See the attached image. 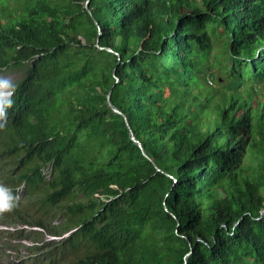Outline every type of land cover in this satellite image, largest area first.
Instances as JSON below:
<instances>
[{
    "label": "trees",
    "instance_id": "trees-1",
    "mask_svg": "<svg viewBox=\"0 0 264 264\" xmlns=\"http://www.w3.org/2000/svg\"><path fill=\"white\" fill-rule=\"evenodd\" d=\"M2 1L0 67H26L0 144L52 204L83 192L39 220L79 226L78 264H264V0Z\"/></svg>",
    "mask_w": 264,
    "mask_h": 264
},
{
    "label": "rangeland",
    "instance_id": "rangeland-1",
    "mask_svg": "<svg viewBox=\"0 0 264 264\" xmlns=\"http://www.w3.org/2000/svg\"><path fill=\"white\" fill-rule=\"evenodd\" d=\"M2 3L5 5L6 0H3ZM1 7L2 4L0 3ZM25 64L12 69L6 68V66L0 67V77L8 78L16 84L23 75ZM214 68L219 70L218 66ZM211 82L214 86H217L215 81ZM4 147L0 144V182L7 181L15 186L12 189L17 190L16 195L22 201L20 208L17 210L20 216L19 219H12L11 223L7 225L23 230L19 231L17 236H12L0 243V264H76L80 258H83L92 249L86 238L81 236L68 238L72 235H70L71 232H66L61 236L49 237L47 233L50 232L47 229L44 231L35 224L40 220L50 229L59 230L73 220L79 219L82 213L85 212L81 210L80 213H72L69 211V206L74 202L84 201L83 192H77L75 196H69L56 205L50 204L46 201L49 192L46 186L32 191L28 189L27 184L23 181L19 185L17 184L16 178L19 179L22 174L29 172L34 163H18L19 158L14 160L13 154L3 151ZM51 169V165L41 167L42 174L47 180L52 179ZM95 196L103 198L106 202L113 198L105 197L104 192L101 190L96 192ZM10 217L12 215L4 220ZM29 220H32V223ZM78 228L79 226L75 227V229ZM15 237L23 240L15 243Z\"/></svg>",
    "mask_w": 264,
    "mask_h": 264
},
{
    "label": "clouds",
    "instance_id": "clouds-1",
    "mask_svg": "<svg viewBox=\"0 0 264 264\" xmlns=\"http://www.w3.org/2000/svg\"><path fill=\"white\" fill-rule=\"evenodd\" d=\"M16 87H17V85L15 83H13L12 80H10L8 78L0 77V120H3L4 123H7L10 121V117H9V115H7V111L14 104V100L12 97H13V94L16 90ZM2 126L3 125H0V127H2ZM2 146H4V145H2ZM16 180H17L18 185L22 181L25 182L27 184L28 189H30L32 191L36 190L39 186H41V185L35 186L27 179H23L22 181H19V179L16 178ZM12 187H15V186H12L7 181L0 182V243L3 242L4 240L10 239L12 236H17V233L19 231L23 230V229H18L17 227L7 225V224L11 223L12 219H19L20 216L17 213V210L20 208V206L22 204V201H20V197L18 195H16L17 190L15 188L12 189ZM46 201L49 202L50 204H52L51 198L49 197L48 194L46 196ZM10 215H12V217L4 220L5 218H8V216H10ZM29 221L32 223V220H29ZM35 226H37L38 228H41L44 231H46V229H47L45 227V225L43 223H41L40 221H38L37 224H35ZM48 229H50V227H48ZM74 230H76V229L74 228V229L67 231V232L72 233ZM49 232L51 233V234L47 233V234H49V237L50 236H61V235H56V234L52 233L51 231H49ZM71 233H70V235H71ZM14 240H15V243H19L23 239H19V238L15 237ZM78 261L76 262V264H78Z\"/></svg>",
    "mask_w": 264,
    "mask_h": 264
},
{
    "label": "water",
    "instance_id": "water-1",
    "mask_svg": "<svg viewBox=\"0 0 264 264\" xmlns=\"http://www.w3.org/2000/svg\"><path fill=\"white\" fill-rule=\"evenodd\" d=\"M89 1L90 0H86L85 1V4H86V6L88 7V3H89ZM97 23V25H98V27H99V33H101V28H100V25H99V23L98 22H96ZM97 46L98 47H100V48H106V49H108L109 51H114L111 47H109V46H101L100 44H98V39H97ZM118 55H119V53L118 52H116ZM114 74V76L116 77V82L119 80V78L117 77V75H116V73L114 72L113 73ZM111 93H112V89H110L109 90V92H108V94H107V100H108V104H109V106L112 108V110L114 111V112H116V113H118V114H121L123 117H124V119H125V122H126V124H127V127L129 128V132H130V137H131V139L141 148V150H142V152H143V154L146 156V157H148V158H151L150 156H149V154L146 152V150H145V148H144V146H143V144H142V142L137 138V136L135 135V132L133 131V129H132V127H131V125H130V121H129V118H128V116L118 107V106H116L113 102H112V100H111ZM157 169L158 170H160V168L159 167H157ZM262 212H264V209L262 210ZM191 253V251L187 254V256L189 255Z\"/></svg>",
    "mask_w": 264,
    "mask_h": 264
}]
</instances>
